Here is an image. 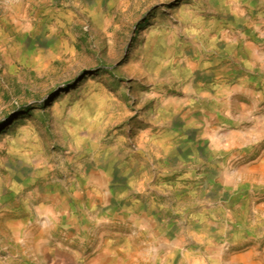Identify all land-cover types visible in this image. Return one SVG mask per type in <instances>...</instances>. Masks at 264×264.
I'll return each mask as SVG.
<instances>
[{
	"label": "rangeland",
	"instance_id": "obj_1",
	"mask_svg": "<svg viewBox=\"0 0 264 264\" xmlns=\"http://www.w3.org/2000/svg\"><path fill=\"white\" fill-rule=\"evenodd\" d=\"M70 215L81 261L264 260V0H0V264Z\"/></svg>",
	"mask_w": 264,
	"mask_h": 264
},
{
	"label": "crops",
	"instance_id": "obj_2",
	"mask_svg": "<svg viewBox=\"0 0 264 264\" xmlns=\"http://www.w3.org/2000/svg\"><path fill=\"white\" fill-rule=\"evenodd\" d=\"M100 205H102V203ZM62 218L66 221V230L62 231V238H70L69 241L49 242L46 240V231L44 230L36 231L32 235L33 240L31 246L35 247V258L40 264H111V260H109L111 257L106 259L100 258L101 252L108 253L106 255H113V252L107 251L105 247H99L100 253H96L94 256L87 258L86 261H81L82 258L80 256L79 246L78 248L69 246L68 242H72L71 238H82L87 236L88 231L85 230L87 218L83 215H70L65 217L66 219H64V217ZM146 226L153 232L156 231L149 224ZM89 234H94V236H96V231H93V233L89 231ZM22 243L27 244V241L24 239ZM47 246L49 248H47ZM48 249L49 252L47 251ZM160 252L159 248L155 247L152 254L153 264H160ZM256 252L255 249L245 252H234L231 258L226 259L223 256L224 252L220 251L216 256L219 257L218 260L221 264H264V260L256 256ZM206 264L213 263L206 262Z\"/></svg>",
	"mask_w": 264,
	"mask_h": 264
}]
</instances>
